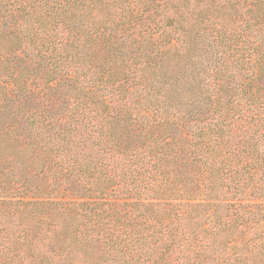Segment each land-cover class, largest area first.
Wrapping results in <instances>:
<instances>
[{"label":"trees","instance_id":"obj_1","mask_svg":"<svg viewBox=\"0 0 264 264\" xmlns=\"http://www.w3.org/2000/svg\"><path fill=\"white\" fill-rule=\"evenodd\" d=\"M0 264H264V0H0Z\"/></svg>","mask_w":264,"mask_h":264},{"label":"rangeland","instance_id":"obj_2","mask_svg":"<svg viewBox=\"0 0 264 264\" xmlns=\"http://www.w3.org/2000/svg\"><path fill=\"white\" fill-rule=\"evenodd\" d=\"M27 64H29V63H25V65H27ZM30 65V64H29ZM28 65V66H29ZM31 66V65H30ZM32 67V66H31ZM39 75H41L42 74V72L40 71L39 73H38ZM63 91H64V87L62 86V84L61 85H59L58 87H57V90H55L54 91V93H56V94H54V96L56 95L57 97H58V103H60V104H62V102H61V100H62V96H63ZM52 95V94H51ZM19 132H21L20 131V129H17V131H16V133H18L19 134Z\"/></svg>","mask_w":264,"mask_h":264}]
</instances>
